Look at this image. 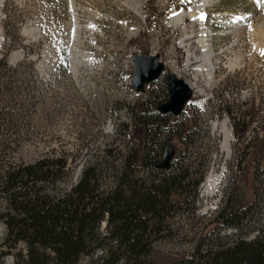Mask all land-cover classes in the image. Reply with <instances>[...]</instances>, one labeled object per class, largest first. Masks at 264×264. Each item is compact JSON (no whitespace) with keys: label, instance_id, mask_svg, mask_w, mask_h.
I'll return each mask as SVG.
<instances>
[{"label":"rangeland","instance_id":"374dc122","mask_svg":"<svg viewBox=\"0 0 264 264\" xmlns=\"http://www.w3.org/2000/svg\"><path fill=\"white\" fill-rule=\"evenodd\" d=\"M138 2L140 9L134 11L130 0H1L0 160L31 163L63 153L72 173L59 186L68 188L79 164L103 157L107 147L117 151L104 159L116 158L113 165L121 167L129 148L130 153L140 152L145 143L160 146L161 164L164 146L170 143L172 162L182 161L203 181L194 212L167 220L169 236L155 244L154 257L189 256L200 240L217 234L228 241L238 235L209 225L223 205L226 188L241 205L255 202L241 224L242 236L250 238L264 224V9L253 0H214L212 9L199 13L204 19L211 13L227 17L212 26L210 38L191 17L184 19L185 30L182 24H169L172 12L193 9L198 0ZM243 14L251 17L250 35L245 23L238 31L228 29L229 17ZM201 43L208 46L215 70L211 80L197 70L203 64ZM134 52L157 55L164 64L160 78L140 93L130 85ZM174 72L196 89L178 117L163 116L157 107L168 100L167 75ZM142 109L150 116L147 129L134 117ZM228 110L247 127L239 142L232 118L224 113ZM228 132L226 152L222 143ZM253 136L257 140L247 147ZM255 166L261 180L257 185ZM108 172L105 186L112 181ZM210 173H221L222 180L216 196L205 198L202 185ZM2 232L0 222V238ZM99 256L96 252L80 264ZM0 264L14 260L8 256Z\"/></svg>","mask_w":264,"mask_h":264},{"label":"trees","instance_id":"16d2710c","mask_svg":"<svg viewBox=\"0 0 264 264\" xmlns=\"http://www.w3.org/2000/svg\"><path fill=\"white\" fill-rule=\"evenodd\" d=\"M3 68L0 60V72ZM224 113L232 118L239 142L247 127L240 125L237 114ZM134 117L145 129L150 126L145 110ZM257 138L251 137L246 146ZM115 151L107 147L103 157L85 162L68 188L59 186L72 173L63 153L31 163L0 160V262L11 256L14 264H80L100 252L90 264H264V224L250 238L241 233L255 202L237 203L229 188L209 225L238 235L228 241L217 234L200 240L189 256L154 257L155 244L169 236L167 220L194 212L203 177L182 161L160 169L162 150L156 144L145 143L140 152L130 153L129 148L121 167L113 165L116 158L104 159ZM245 158L244 153L240 165ZM107 171L109 186L103 183ZM258 174L255 166L254 185L261 182Z\"/></svg>","mask_w":264,"mask_h":264},{"label":"water","instance_id":"95a60500","mask_svg":"<svg viewBox=\"0 0 264 264\" xmlns=\"http://www.w3.org/2000/svg\"><path fill=\"white\" fill-rule=\"evenodd\" d=\"M134 71L132 74V88L135 92L144 91V86L158 80L164 72V64L157 55L134 56ZM168 100L157 107L158 112L163 115L178 117L183 111L186 103L193 96L192 90L182 80L176 78L173 74L167 75ZM175 150L172 144L167 143L163 151V159L159 165L160 169H169L174 158Z\"/></svg>","mask_w":264,"mask_h":264},{"label":"bare ground","instance_id":"6f19581e","mask_svg":"<svg viewBox=\"0 0 264 264\" xmlns=\"http://www.w3.org/2000/svg\"><path fill=\"white\" fill-rule=\"evenodd\" d=\"M138 1L137 0H130V3L136 5V7H134L132 10L137 11V10L140 9L139 8V4H137V3H140ZM144 1H148V0H144ZM198 1H199V2H197L198 4L193 9H190L188 11H181V10L180 11H177L176 10V11L172 12V16H171V19H170V23L169 24L171 26H174V27L175 26H178L179 24H182L180 26H182L184 28V30H185L186 27L183 26L184 25V19L186 17H189V18L191 17L190 19L195 20L199 25H201V29L200 30H205L204 28L202 29V25L204 23V20L202 18H200L201 17V14L199 13V11H200V9L203 10V7L206 6V3H208L207 2L208 0H198ZM253 1L260 8L264 9L263 8L264 7V0H253ZM0 2H1V0H0ZM134 13L136 14L137 12H134ZM215 17L217 19H223L225 17V14L224 15L223 14L222 15L221 14H215ZM250 18L251 17L248 16L247 14H243V15H240L238 17H229V19H228V24H229L228 25V29L229 30H235L236 29L238 31V26H240V24L245 23L244 28L248 31V34L250 35L251 34V30H252V28L250 26V23H249L250 22ZM205 37H206V35H205ZM185 40H186V38L185 39H181L180 40L181 44H184L185 43ZM204 41H201L200 40V42H204ZM208 49L209 48L206 45V43H201V49H200L201 50L200 51L201 52L200 53L201 56L199 58H200V60L202 59L203 64L199 65L197 67V70L198 71L204 70L205 73H206V77L208 78V80H211L212 77H213V75H214L215 70H214L211 62H209V60H208V58L210 57L209 53L207 52ZM187 63H189V62H187ZM131 66H133V59L130 61V67ZM177 73L178 72H174L173 75L176 78L182 80L183 77L180 76L181 74L179 75ZM182 73L185 74V72H182ZM182 81L184 83H186L192 89L193 92L195 91V89H196L195 85L196 84L191 83V82L187 83L184 80H182ZM130 85H131V80H130ZM229 147H230V135H229V132H228V134H226L225 137H224V140H223V143H222V149L224 151H226V152H229ZM221 180H222L221 179V173H219V174H215V173L208 174V176L206 177V179H205V181H204V183L202 185V195H203V197H205V198H212V197L216 196V193H217V190H218V186L220 185Z\"/></svg>","mask_w":264,"mask_h":264},{"label":"built area","instance_id":"2783aa9c","mask_svg":"<svg viewBox=\"0 0 264 264\" xmlns=\"http://www.w3.org/2000/svg\"><path fill=\"white\" fill-rule=\"evenodd\" d=\"M132 49H134V48H132ZM130 59H133V56H130ZM83 166H84V162L83 163H80L79 166L77 167V175L78 176H79V174H80Z\"/></svg>","mask_w":264,"mask_h":264},{"label":"snow or ice","instance_id":"6c2138e0","mask_svg":"<svg viewBox=\"0 0 264 264\" xmlns=\"http://www.w3.org/2000/svg\"><path fill=\"white\" fill-rule=\"evenodd\" d=\"M200 18H203V16H201Z\"/></svg>","mask_w":264,"mask_h":264}]
</instances>
